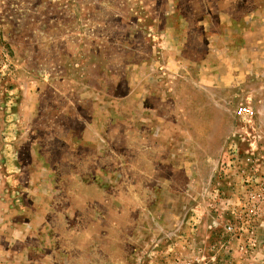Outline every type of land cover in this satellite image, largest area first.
<instances>
[{
  "label": "rangeland",
  "instance_id": "rangeland-1",
  "mask_svg": "<svg viewBox=\"0 0 264 264\" xmlns=\"http://www.w3.org/2000/svg\"><path fill=\"white\" fill-rule=\"evenodd\" d=\"M0 264H264V0H0Z\"/></svg>",
  "mask_w": 264,
  "mask_h": 264
},
{
  "label": "built area",
  "instance_id": "built-area-1",
  "mask_svg": "<svg viewBox=\"0 0 264 264\" xmlns=\"http://www.w3.org/2000/svg\"><path fill=\"white\" fill-rule=\"evenodd\" d=\"M238 114H243V115H251L252 110L249 109L248 107H239L237 110Z\"/></svg>",
  "mask_w": 264,
  "mask_h": 264
}]
</instances>
